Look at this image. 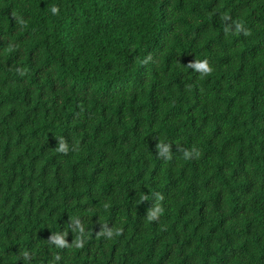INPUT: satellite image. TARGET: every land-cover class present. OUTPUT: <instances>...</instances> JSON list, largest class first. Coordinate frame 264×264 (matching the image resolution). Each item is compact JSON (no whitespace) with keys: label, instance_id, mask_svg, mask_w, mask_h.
Here are the masks:
<instances>
[{"label":"trees","instance_id":"obj_1","mask_svg":"<svg viewBox=\"0 0 264 264\" xmlns=\"http://www.w3.org/2000/svg\"><path fill=\"white\" fill-rule=\"evenodd\" d=\"M0 264H264V0H0Z\"/></svg>","mask_w":264,"mask_h":264}]
</instances>
